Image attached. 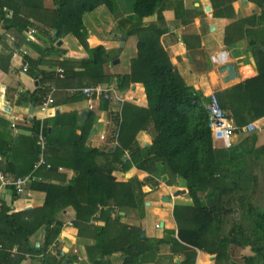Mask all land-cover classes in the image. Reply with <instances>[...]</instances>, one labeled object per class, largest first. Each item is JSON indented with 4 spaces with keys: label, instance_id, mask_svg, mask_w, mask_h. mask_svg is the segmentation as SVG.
Masks as SVG:
<instances>
[{
    "label": "trees",
    "instance_id": "1",
    "mask_svg": "<svg viewBox=\"0 0 264 264\" xmlns=\"http://www.w3.org/2000/svg\"><path fill=\"white\" fill-rule=\"evenodd\" d=\"M131 1L132 13L118 20L117 29L126 40L137 39V54L130 61L128 74L113 76L105 73V67L118 60L123 49L108 51L103 46L91 49L87 43V24L100 8L113 15L114 0H51L50 8L45 6L44 0H0V25L7 31L22 35L33 27L56 40L72 35L80 42L86 52L83 60L60 63L69 84L84 89L109 84L115 79L116 89L120 91L129 89L132 84H142L147 98V107L125 102L121 113L109 112L113 151H110L112 146H107L103 152L86 146L95 120L92 112L86 117L87 124L81 136L73 143L51 141L45 125L48 166L37 170L40 157L37 134L41 123L33 121L30 167L10 180L34 172L37 180L29 187L44 192L46 200L42 207L11 214L7 205L2 207L0 264H22L27 256H39L41 264L77 263V258L63 254L59 248V237L66 224L63 214L68 209L75 213L71 223L78 230V237L94 241L87 251L96 264H109L116 254L123 255V264H135L141 255L153 248L159 250L160 246L169 247L173 256H180V264H196L197 251L215 255L216 264H224L237 256L240 249L250 246L252 255L244 256L242 264H264V207H254L247 201L246 194L239 193L248 191V183L244 181L245 186L239 182L237 172L247 164L261 172L264 179V145L257 147L256 132L243 131L264 118V37L260 36H264V29L253 32L254 39L249 40L258 76L216 94L220 107L237 127L239 137L233 148L225 149L214 143L208 127L206 107L210 99L186 84L162 45L161 39L168 33L161 10L165 0ZM236 1L211 0L214 17H234L233 3ZM249 1L261 8L258 19L264 22V0ZM154 15L158 17L157 22L146 24L144 19ZM256 18H243L228 26L225 44H233L231 34L244 25H257ZM247 35L250 37L249 32ZM3 37L0 36V41ZM29 62L34 67L33 74L40 62ZM77 64L81 71L76 70ZM38 75H43L44 81L54 80V74L34 72V76ZM40 83V88L31 95V102L43 105L52 90L49 92L44 82ZM101 102V107L108 110L110 100L103 98ZM141 132L153 137L151 145L140 147L137 137ZM13 147L14 141L10 139L0 144V154L11 166ZM234 163L238 164L234 166ZM60 167L74 173L70 181L62 180L56 185L38 180L44 174L59 173ZM158 167L170 174L169 186H173L174 179L184 183L192 205H176L173 215L178 232L165 230L164 237L156 240L142 237L141 228L122 223L120 217L133 214L138 219L145 217V190L159 186L151 177H157ZM133 168L149 176L143 181L136 177L127 182H119L113 176L116 171L129 173ZM9 188L12 200L17 201L20 196L16 188ZM112 207H116V215ZM235 208L242 209L251 222L250 236L238 224L226 232L229 215ZM98 214L105 226L90 224ZM38 232L45 235L40 246L30 241ZM15 246H18V254L13 255ZM50 247L58 249V254L50 252Z\"/></svg>",
    "mask_w": 264,
    "mask_h": 264
},
{
    "label": "crops",
    "instance_id": "2",
    "mask_svg": "<svg viewBox=\"0 0 264 264\" xmlns=\"http://www.w3.org/2000/svg\"><path fill=\"white\" fill-rule=\"evenodd\" d=\"M47 8L52 6L51 0H44ZM115 9L113 15L105 8H100L93 14L92 19L87 24V43L91 49L103 46L106 50L123 49L118 64L110 63L105 67V73L113 76L125 75L130 72V61L137 54V39L131 37L126 40L118 31V20L131 15V11H126L121 6ZM165 19V27L168 29L162 39V45L168 53L170 60L186 84L201 93L206 98L212 94L229 89L248 79L258 76V69L255 59L250 50L249 40L254 39L253 32L264 29V22L258 18L261 8L249 0H238L233 3L234 17L225 18L214 17V9L211 0H165L161 7ZM11 17V11H8ZM257 16V25L247 24L243 28L231 34L234 43L227 46L224 42L228 26L239 22L243 18ZM157 15L145 18L146 24L157 22ZM259 22V24H258ZM30 29H35L36 34L30 36ZM20 35L15 31H7L0 25V36H4L0 41V144L9 139L14 141L9 165L8 159L0 154V172L8 179H12L17 173L25 172L31 164L32 158V123L34 120L44 122L49 128V139L54 142L73 143L82 134V129L86 126V117L89 112L94 113L95 120L90 134L86 140L88 148L100 149L103 152L110 143L112 134V123L108 118L109 112H119L123 107L120 103L110 100L107 109H103L101 99L96 96L86 97L75 88L73 83L69 84L58 73L63 69L60 63L66 60L80 62L84 58L85 49L80 42L72 35L56 40L54 36L43 34L38 28H30ZM247 32L250 33L248 37ZM264 37L263 35H260ZM122 44V47H121ZM225 55L224 57L222 55ZM29 60L40 62L34 67ZM227 64H233L236 68L238 78L233 82H225L227 73L221 72V68ZM27 66V70L25 67ZM76 70L81 71L79 67ZM44 72L54 74V80H45L43 75L34 76V72ZM40 74V73H39ZM44 82V87L50 92L53 91L54 103L44 106L31 102V95L35 93ZM103 88H116L115 79L112 83L98 85ZM42 87V88H44ZM117 90V89H115ZM121 97H125V102L133 103L139 107H147V98L142 84H132L125 91L117 90ZM123 97V98H124ZM134 100L129 101L128 99ZM47 102V101H46ZM90 104L92 108H90ZM122 112V110H121ZM120 112V113H121ZM259 128L257 133V147L264 145V118L254 122ZM262 134L263 137H260ZM239 138V137H238ZM140 147L151 144V136L146 132H141L137 137ZM239 141V140H238ZM237 141V142H238ZM114 145V146H113ZM145 145V146H144ZM110 149V151H111ZM102 162V158L98 159ZM133 173L143 181L149 175L136 168ZM129 172L116 171L113 176L119 182H127L135 175ZM74 176L71 170L60 167L59 173L52 176L44 174L38 179L45 183L59 184L70 181ZM159 182L156 189L160 198H151L146 203L145 217L143 219H132V217H122V223L129 226L139 227L145 238L161 239L165 230H175L178 232V225L173 212L176 205L191 206L190 198H170L177 189L166 185L165 182L156 176H151ZM148 190L150 187H147ZM187 190V189H186ZM146 192V190H145ZM188 192V190H187ZM25 196L20 195L17 201L12 200V191L6 188L0 192V210L7 205L11 213L23 212L30 209L42 207L46 200V194L42 191L26 190ZM168 197V202L164 198ZM170 213V218L169 214ZM74 211L68 209L63 216H69L71 222L74 220ZM154 215V222H149V215ZM96 226H105L103 221L97 219ZM164 227H161V224ZM154 224V225H153ZM159 224L161 229H157ZM72 225V224H71ZM70 236L71 239L83 243V239L78 237V230L70 225H65L60 235L61 238ZM45 235L38 232L30 241L34 245L44 242ZM177 238V235H176ZM70 242V240H69ZM91 243L94 241H90ZM66 244V242H64ZM18 249V246L12 250ZM53 247H50L52 252ZM196 264H211L213 255L203 251H197ZM16 255V254H13ZM169 247L160 246L159 250L152 249L141 255L135 264H180L181 257L173 256ZM123 256L116 254L110 258L109 264H123ZM41 264L39 256H27L22 264ZM216 264V257L212 264Z\"/></svg>",
    "mask_w": 264,
    "mask_h": 264
},
{
    "label": "rangeland",
    "instance_id": "3",
    "mask_svg": "<svg viewBox=\"0 0 264 264\" xmlns=\"http://www.w3.org/2000/svg\"><path fill=\"white\" fill-rule=\"evenodd\" d=\"M114 2L116 4V6H118L117 8H119L121 6L126 11H131V13H132L133 2L131 0H114ZM123 100H127V99L124 97ZM128 100L131 101V100H134V99L130 98ZM111 102H112V100H111ZM260 137H263L262 134H261ZM151 140H152L151 141V144H152L153 143V137L152 136H151ZM238 140H239V138L237 136V138L235 140V144L237 143ZM235 164H238V163H234V166H236ZM238 169L239 170H237V172L239 174V180H240L239 182H241L242 184H245V186H246V183H244V181H246L248 183V191H246L244 193H242V192H239V193L240 194H246L247 195V201L248 202L251 201V204L254 207H264V179L262 178L261 172H257L256 170H254L251 166H249L247 164L243 165L242 168H238ZM130 172L133 173L132 170H130ZM256 173L258 175H257V182L255 183V180H256L255 174ZM157 174H158L157 178H159V179H161V181L165 182L166 185L170 184V180H171L170 174L166 171L165 168L158 167ZM134 175L135 176L133 178H136V177L138 178V176H136V174H134ZM173 181H174V184H173L172 187H174L175 190L177 189V191H180V190H183V189H187V188H185L184 183L181 182V180L174 179ZM255 184H257L258 186H255ZM162 191L163 190H159V189H156V188H153V189L150 188L149 190L147 188L146 192H145V194H146L145 203L150 201L151 198H160L159 192H162ZM22 195L25 196L26 194L24 193ZM169 196H170V198H175V197L176 198H180V197L190 198L188 192L185 195L175 196V194H171ZM235 196H237V195H235ZM236 199L238 200L237 197H236ZM236 206H237V204H236ZM235 212H238V216H235ZM168 215H169V218H170L171 217L170 213ZM74 217H75V214H74ZM130 217H132V219L133 218L134 219L138 218L135 214L131 215ZM153 218H156V216H154L152 214L149 215V222H154ZM63 220L66 223L65 225L73 226V225H71L72 223H71V220H70L69 216H63ZM234 224H238L239 226H241L245 230L247 236H250L251 230H252L251 222L248 220V218L245 216V214H243V210L240 209V208H235L234 212L229 215L228 226H227L226 232L229 231V228L234 226ZM41 233H43V232H41ZM82 239L84 240L83 243L79 242L77 240L76 236L74 237V239H71V238H67V239L66 238H61L60 239V237H59V242H60L59 248L61 249L63 254H68V255H70L73 258H77V263H75V264H96L95 262L90 260V257L88 255V251H87V248L94 244V242H92V243L90 242V241H93V240L88 239V238H82ZM68 240H70V242ZM64 242H66V243L68 242V244H65ZM52 253L57 255L58 254V249H55V248L52 249ZM117 255H118V257H122L123 256L122 254H117ZM250 255H252V251H251V247L248 246L246 248L240 249L238 254H237V256H233V258H230V260H228L224 264H242L243 263V257L244 256H250ZM213 261H211V262L213 263ZM34 264H38V262H35Z\"/></svg>",
    "mask_w": 264,
    "mask_h": 264
},
{
    "label": "built area",
    "instance_id": "4",
    "mask_svg": "<svg viewBox=\"0 0 264 264\" xmlns=\"http://www.w3.org/2000/svg\"><path fill=\"white\" fill-rule=\"evenodd\" d=\"M30 36L37 33L35 29H30L28 32ZM225 56L224 54L222 55ZM25 70H27V66L25 67ZM58 73L61 77H64V70L59 69ZM53 91L48 96L47 102L44 104V106L52 105L54 103L53 99ZM82 94H84L86 97L92 98L93 96H96L97 99H109L113 100L115 102H118L123 106L125 103V100L118 94L117 90L111 89V88H103L101 86L97 87H87L84 89L79 90ZM210 101L207 105V112H208V127L211 130L212 138L215 144H220L222 148L225 149H231L235 145V140L237 138V127L234 125L233 121L229 119L226 115V113L222 110L220 107L218 98L216 94H212L209 97ZM90 108H92V105L90 104ZM122 108L119 112H121ZM41 126L37 134V143L40 147V157L39 161L35 167V170L39 169L41 166H48L45 160V152L47 149V138L44 134L45 131V125L44 122H40ZM257 129H259L256 126V123H252L249 126H246L243 128V131L248 132H255ZM37 178L34 175V172L19 177L16 180L12 181L8 179L3 173L0 172V192L6 188H9L11 186H14L17 190L18 195H22L25 193L26 189L30 186V184L35 181ZM114 210V214H117L116 207H112ZM100 217V214H98L95 218L92 219L90 224L97 225V219ZM122 218V216L120 217ZM157 229H161L160 225H156ZM12 254H18V249H15L11 252Z\"/></svg>",
    "mask_w": 264,
    "mask_h": 264
},
{
    "label": "water",
    "instance_id": "5",
    "mask_svg": "<svg viewBox=\"0 0 264 264\" xmlns=\"http://www.w3.org/2000/svg\"><path fill=\"white\" fill-rule=\"evenodd\" d=\"M121 47H122V44H121ZM114 63L118 64L119 60H116ZM221 72L227 73V78L225 79L226 83L233 82L234 80H236L238 78L236 68L233 64H227V65L223 66L221 68ZM111 151H113V149H111ZM186 193H187V190L183 189V190L177 191L176 196L185 195ZM164 201L168 202V197H165ZM121 216L125 217L124 215H121ZM235 216H238V212H235ZM161 227H164L163 223L161 224ZM142 237H144V235H142ZM37 246H39V245H37ZM211 258L214 260L215 256H212Z\"/></svg>",
    "mask_w": 264,
    "mask_h": 264
}]
</instances>
